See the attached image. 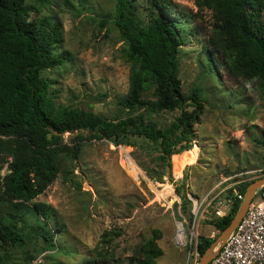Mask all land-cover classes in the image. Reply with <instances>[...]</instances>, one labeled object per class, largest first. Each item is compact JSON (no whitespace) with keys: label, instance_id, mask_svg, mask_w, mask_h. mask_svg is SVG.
Segmentation results:
<instances>
[{"label":"rangeland","instance_id":"1","mask_svg":"<svg viewBox=\"0 0 264 264\" xmlns=\"http://www.w3.org/2000/svg\"><path fill=\"white\" fill-rule=\"evenodd\" d=\"M174 1L185 14L179 52L183 90L190 94L199 87L205 100L191 149L164 162L158 147L144 139L115 144L93 138L87 130L65 133V141L80 144V153L62 159L58 177L35 199L51 210L58 247L44 250L43 239L28 233L33 236L27 245L10 249V264H26L28 252L36 255L33 264H138L139 249L156 234L164 252L155 264H188L194 247L176 240L177 221L188 216L184 195L202 196L228 177L233 176L225 184L264 167V84L231 76L226 58L211 41V10H199L196 0ZM137 2L145 17L147 1ZM29 3L31 18L50 17L61 34L54 53H63L65 60L43 72L55 101L109 118L126 116L119 101L129 92L134 65L113 18L116 0ZM180 113L164 110L150 116L165 128ZM78 134L84 139L73 142ZM210 221H202L194 243L203 236L218 237L220 231ZM29 222L35 221L30 217Z\"/></svg>","mask_w":264,"mask_h":264},{"label":"trees","instance_id":"2","mask_svg":"<svg viewBox=\"0 0 264 264\" xmlns=\"http://www.w3.org/2000/svg\"><path fill=\"white\" fill-rule=\"evenodd\" d=\"M146 1L143 17L137 0H116L113 18L125 41L127 60L134 66L129 92L119 101L127 114L109 118L55 101L43 72L65 60L63 53H54L61 35L57 24L46 16L31 18L34 7L29 0H0V264H10V249L27 245L33 235L43 239L44 250L58 247L49 223L51 210L35 199L58 177L62 159L77 158L80 153V144L65 141V133L87 130L91 137L115 144L144 139L158 147L164 162L191 149L194 125L201 119L205 100L199 87L186 94L179 77L185 14L174 0ZM196 3L199 10L212 11L211 41L226 58L231 76L264 84V0ZM149 92L150 98L146 97ZM139 109L149 114L138 113ZM176 109L180 115L165 128L150 116ZM81 139L84 136L78 134L72 141ZM248 184L242 186L243 192ZM184 198L186 212L189 199ZM239 207L237 202L228 216L210 222L222 231ZM159 238L156 234L142 245L138 264H155L163 255ZM213 241L200 237L199 253ZM27 254L26 264H33L36 255Z\"/></svg>","mask_w":264,"mask_h":264},{"label":"built area","instance_id":"3","mask_svg":"<svg viewBox=\"0 0 264 264\" xmlns=\"http://www.w3.org/2000/svg\"><path fill=\"white\" fill-rule=\"evenodd\" d=\"M261 177H264V167L254 170L250 176L225 184L233 178L228 177L202 196L187 195L189 209L184 212L188 216L182 215L183 219L177 221L176 240L182 247H194L188 264H198L201 257L197 239L195 243L193 239L199 237L202 221L228 216L235 204H241L244 199L246 191L243 192L242 186ZM182 205L180 203V207ZM208 264H264V185L257 190L246 214Z\"/></svg>","mask_w":264,"mask_h":264},{"label":"water","instance_id":"4","mask_svg":"<svg viewBox=\"0 0 264 264\" xmlns=\"http://www.w3.org/2000/svg\"><path fill=\"white\" fill-rule=\"evenodd\" d=\"M263 185L264 177L255 179L254 181L248 184L244 199L241 202L239 209L231 219L228 226L219 232L218 237L214 239L212 244L201 255L198 264H208L215 257L216 253L220 250L221 246L225 243L227 238L235 230L243 216L246 214L250 204L255 198L257 190H259Z\"/></svg>","mask_w":264,"mask_h":264},{"label":"bare ground","instance_id":"5","mask_svg":"<svg viewBox=\"0 0 264 264\" xmlns=\"http://www.w3.org/2000/svg\"><path fill=\"white\" fill-rule=\"evenodd\" d=\"M131 166H132V170H133V172H134L135 174H137V170H136V168L134 167V164L132 163V161H131Z\"/></svg>","mask_w":264,"mask_h":264}]
</instances>
